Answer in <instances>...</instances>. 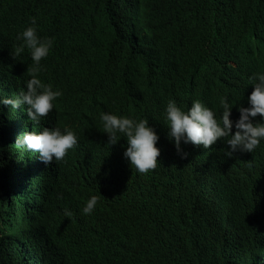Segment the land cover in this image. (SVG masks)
<instances>
[{
	"label": "trees",
	"instance_id": "1",
	"mask_svg": "<svg viewBox=\"0 0 264 264\" xmlns=\"http://www.w3.org/2000/svg\"><path fill=\"white\" fill-rule=\"evenodd\" d=\"M180 3L181 0L171 1L172 5ZM253 4L264 6V0H253ZM127 5V0H123L119 9L107 0H0V96L18 94L21 81L24 84L29 79L27 49L20 55L13 54L17 33L35 17L42 31L54 41L45 58L46 64L38 73L41 80L62 93L54 102V121L71 106L89 114V109L83 110L89 97L87 77L91 80L94 76L95 81L100 78L91 69L86 70V76L78 69V60L93 47L89 53L96 51L103 60L113 49L120 60L130 62L128 44L119 43L121 36L125 34L127 40L129 35ZM232 5L233 1L227 0V22L236 14ZM162 10L158 9L161 16L154 19L152 9V13L142 17L141 24L148 23L152 17V29L165 30L176 11L168 6L164 7L165 13ZM254 18L256 25L257 15ZM185 30L195 31L196 27ZM152 36L145 27L143 47L152 41ZM135 48L137 59L141 47L135 43ZM90 62V56L86 55L82 68ZM250 67L247 66V73ZM189 68L182 66L183 70ZM134 86L143 85L137 84L136 78L124 79L111 83L107 94L136 100L140 104L131 111L132 117L153 122L156 111L160 115L162 108L147 105ZM193 96L192 92L188 96L189 105ZM215 96L218 104L224 97L217 90L200 91L198 95L201 101L203 97L211 100ZM180 102L185 110V98ZM121 107L125 109L124 105ZM13 113L0 105V264H264V210L263 246L258 247V209L254 210L252 179L246 177L256 176L264 169V154L259 150L238 153L240 157L230 161L229 168L220 167V154L216 151L197 169L185 159H173L174 168L167 163L147 175L126 170L120 148L115 146L112 160L119 161L124 174L110 175L102 183L84 173L67 179L78 171L74 153L55 165L53 171L41 161L39 167L34 153L31 156L14 145L18 136L12 133L22 127V112L14 118ZM216 113L219 119L220 109ZM162 121L164 118L160 117L153 127L157 128ZM215 144V150L228 151L224 141ZM182 149L188 151L190 161L192 149ZM173 151L178 155L175 147ZM173 155L168 149L163 161H169ZM167 173L173 175L169 185L164 182ZM7 186L9 194L4 199ZM92 195L98 197L96 209L91 215H82L81 209ZM12 201L21 204V208H15ZM159 203L171 205L184 215L174 210L160 213L155 207ZM65 209L72 212L71 217H65ZM251 209L253 240L249 225ZM124 219L142 221V233L149 229L160 245L155 260L138 258L125 251Z\"/></svg>",
	"mask_w": 264,
	"mask_h": 264
},
{
	"label": "clouds",
	"instance_id": "2",
	"mask_svg": "<svg viewBox=\"0 0 264 264\" xmlns=\"http://www.w3.org/2000/svg\"><path fill=\"white\" fill-rule=\"evenodd\" d=\"M107 1L118 9L123 4V0ZM171 1L127 0L129 35L127 40L125 34L121 36L119 43L121 46L128 44L131 56L137 50L135 43L138 48L141 47L138 68L134 70L126 60H120L113 49L107 52L103 60L96 51L90 54L89 50L93 48L90 47L77 63L78 69L85 72L86 76V70L91 69L93 75L100 78L95 81L94 76L91 80L87 77L89 97L86 99L88 105L83 110L89 109L90 113L78 112L77 107L71 106L61 116L65 115L63 129L59 128L61 118L54 121V127L51 128L49 121L54 102L62 93L38 77L54 41L42 31L35 17L24 24L17 33L18 43L13 55H20L27 49L30 70H26L29 79L25 81L22 90L21 85L18 86V94L12 92L0 96L3 108L12 113L17 109L18 114L23 107L26 112V131L22 133V127H19L12 133L18 136L15 147L29 152L31 156L34 153L35 163L40 167L41 161L45 168H50L53 162L54 166L63 163L74 153L78 171L67 179L84 173L101 183L110 175L124 174L119 161L112 160L115 146L120 148V158L126 170L137 171L139 174H150L157 166L167 163L174 168L176 164L173 159H185L197 169L199 164L202 166L216 152L215 143L218 140L228 145V151L224 153L226 156L235 152H254L264 141V6L254 5L253 0H232L236 14H232L230 22H227V0H181L178 5H172ZM166 6L176 11L168 28L153 30L152 17L148 23L141 24L145 14L152 13L153 9V18L157 19L161 16L158 9H163L165 13ZM145 27L153 35L147 56L143 53ZM190 27H196V30H185ZM86 55L90 56L91 62L88 67L82 68ZM183 65H189V70H183ZM248 65L251 67L247 73ZM257 66L262 68L255 70ZM247 77L250 90L245 92ZM133 78L137 79V84L146 85L143 88L134 86L142 101L147 105L156 104L165 108L164 121L157 128L144 117H132L134 115L131 111L138 104L136 100L107 94L111 83L124 79L132 81ZM215 90L224 96L220 98L219 104L216 96L211 100L207 97L199 100L200 91L209 93ZM191 92L194 96L189 105L188 96ZM182 93L185 94V110L179 107ZM237 99L241 104H235ZM244 100H247L248 106L242 103ZM218 109L219 119L216 113ZM42 118L44 121L41 128ZM70 122L73 130L68 128ZM233 128L235 131H232ZM197 146H202V150L199 151ZM173 147L178 155L174 153ZM182 147L192 149L191 161L188 159V151L184 152ZM168 149L174 155L169 161H163ZM182 173L185 172L178 174ZM172 176L167 173L164 182L169 185ZM258 176L259 247L263 246L264 169L258 171ZM12 202L15 208H21V204ZM97 204L98 197L92 195L81 209L82 215H91ZM155 207L160 213L174 210L184 215L171 205L159 203ZM64 215L71 217L72 212L65 209ZM124 223L122 246L125 251L138 258L155 260L160 245L149 229L141 232L142 221L124 219ZM249 225L253 240L252 209Z\"/></svg>",
	"mask_w": 264,
	"mask_h": 264
},
{
	"label": "bare ground",
	"instance_id": "3",
	"mask_svg": "<svg viewBox=\"0 0 264 264\" xmlns=\"http://www.w3.org/2000/svg\"><path fill=\"white\" fill-rule=\"evenodd\" d=\"M150 45L152 46V41H149L145 46H144V55H147V50L149 49V47H150ZM129 60H130V62H128L127 64L131 67V68H133L134 70H137V64H138V60H139V58H137L136 59V56H129ZM258 69V67H256L255 68V70H257ZM137 72V74H139V75H141V73L140 72H138V71H136ZM256 74V73H255ZM24 77V76H23ZM249 77H247L246 78V88H245V92H248L249 90H250V87H249ZM21 84H22V87H21V90L24 88V85H25V83L23 84V80L21 81ZM151 84H152V81H151ZM146 85L144 84L143 86H142V88L143 87H145ZM131 95H130V93L128 94V97H130ZM137 97V94L136 93H134L133 94V98H136ZM185 98V94L184 93H182L181 94V97H180V101L182 100V99H184ZM181 103V102H180ZM242 103H244L245 105H247V100H244ZM140 104V103H139ZM139 104H137V106L139 105ZM235 104H237V105H239V104H241V102L239 101V99H237L236 100V103ZM164 105V104H163ZM182 105V104H181ZM181 105L179 106V107H181ZM248 106V105H247ZM153 108L154 109H156V104H154V106H153ZM164 110H165V108H164V106H162V113H161V115H159L158 113H157V111H156V113H155V115L153 116V122L154 121H156V120H158L160 117H162V118H164ZM77 112V111H76ZM239 113V112H238ZM15 111H14V113H13V118L15 117ZM24 114H26V112H24V108L22 107V133L24 132V131H26V123H25V121H24V117H25V115ZM64 114H65V111H64ZM55 115H56V110H55V105H54V109L50 112V128L51 127H54V119H55ZM65 117V115L63 116V117H61V120H60V122H59V128H61V129H63L64 128V122H63V118ZM238 119V118H237ZM43 121H44V118H42V120H41V128L43 127ZM68 128L69 129H71V130H73V128L71 127V122H70V124H68ZM202 148V146H198V149H199V151H200V148ZM189 148V147H188ZM190 150V149H189ZM256 150H259V152H262L263 154H264V141H261V143H260V145L258 146V148L256 149ZM255 150V151H256ZM217 151V153H219L220 155H219V157H218V160L220 161V167H224V168H229V167H231V164H230V161H232V160H236V159H238V157H240V156H238L237 154L238 153H241V152H235V153H233L231 156H226L224 153L225 152H223V151H220V150H216ZM243 153H245V152H243ZM223 154V155H222ZM192 160V157H191V152H190V161ZM54 163V162H53ZM53 163H51V166H50V170L51 171H53V168H54V164ZM247 177V179H248V177L249 178H251L252 179V182H251V185H250V187H251V189L253 190V193H254V195H255V197H254V210H256V209H258V204H257V200H258V197H259V176H258V174L256 175V176H253V175H248V176H246ZM262 193H263V210H264V180H263V184H262ZM219 204V203H218ZM257 228V227H256Z\"/></svg>",
	"mask_w": 264,
	"mask_h": 264
},
{
	"label": "rangeland",
	"instance_id": "4",
	"mask_svg": "<svg viewBox=\"0 0 264 264\" xmlns=\"http://www.w3.org/2000/svg\"><path fill=\"white\" fill-rule=\"evenodd\" d=\"M8 194H9V188L7 186L6 189L4 190L3 195H2L4 197V199L8 196Z\"/></svg>",
	"mask_w": 264,
	"mask_h": 264
}]
</instances>
